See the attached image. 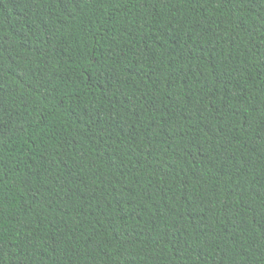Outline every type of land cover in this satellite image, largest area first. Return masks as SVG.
<instances>
[{
  "label": "trees",
  "instance_id": "trees-1",
  "mask_svg": "<svg viewBox=\"0 0 264 264\" xmlns=\"http://www.w3.org/2000/svg\"><path fill=\"white\" fill-rule=\"evenodd\" d=\"M0 264H264V0H0Z\"/></svg>",
  "mask_w": 264,
  "mask_h": 264
}]
</instances>
